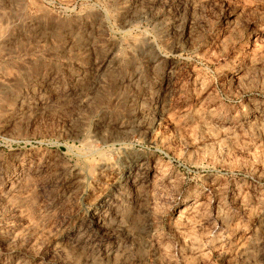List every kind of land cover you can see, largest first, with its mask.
Wrapping results in <instances>:
<instances>
[{
    "label": "rangeland",
    "instance_id": "rangeland-1",
    "mask_svg": "<svg viewBox=\"0 0 264 264\" xmlns=\"http://www.w3.org/2000/svg\"><path fill=\"white\" fill-rule=\"evenodd\" d=\"M0 264H264V0H0Z\"/></svg>",
    "mask_w": 264,
    "mask_h": 264
},
{
    "label": "bare ground",
    "instance_id": "bare-ground-1",
    "mask_svg": "<svg viewBox=\"0 0 264 264\" xmlns=\"http://www.w3.org/2000/svg\"><path fill=\"white\" fill-rule=\"evenodd\" d=\"M184 210V209H183Z\"/></svg>",
    "mask_w": 264,
    "mask_h": 264
}]
</instances>
